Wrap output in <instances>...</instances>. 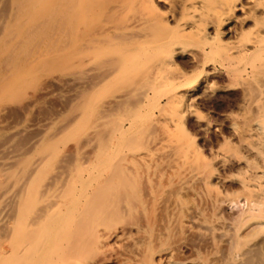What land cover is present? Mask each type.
Masks as SVG:
<instances>
[{
	"label": "rangeland",
	"instance_id": "1",
	"mask_svg": "<svg viewBox=\"0 0 264 264\" xmlns=\"http://www.w3.org/2000/svg\"><path fill=\"white\" fill-rule=\"evenodd\" d=\"M139 1L141 0H0V245L3 244L4 246H6L8 240L10 239L9 237H11L10 234L12 235L13 231L7 219L10 217L11 219L12 217H15L20 201H22V203L25 202L23 208L21 207L23 210L21 208L18 209L19 211L21 210V217H24L28 220H33V218H37L38 215L42 214V212H46V204L52 201V199L60 198V201L63 202V199L65 198L64 200L65 202L67 201L66 204H68L72 202L73 196H70L71 193H75L79 197L83 192V196H80L82 198H78L79 200H77V203L80 204L82 199H84L83 197L86 194V191L87 198H85L84 201L87 199L91 202V199L92 201L97 199L96 201L99 200L102 203L101 199H105L103 206H106L103 207L100 204L102 206L101 209L104 208V211H106V214L105 212H102L103 214L101 213L103 215L102 216L99 213L102 210L100 209L99 211L100 205L97 206V203V210H93L95 215L91 214V217H95L94 223L96 226L91 224L93 222L90 221L92 227H87L88 225H90L87 224L89 223L87 222V226L85 228L90 229H86V231L82 230V233L85 237L83 240L86 241V243L80 240L83 238V236L79 237V235H83L79 231L80 227L81 229H83L84 227L80 226L81 224L79 225L80 227L78 226L79 230L76 227L77 223L81 222V219L83 220V217H85L86 214L88 215L91 213H82L81 210L83 209V207L84 210L82 211H87L88 209L91 211V209L96 208H92L95 206L96 201L94 202L92 207V203L87 201L85 202L87 204L89 203L90 206H86L84 204V206L80 208L82 204L77 205L76 211L79 210V213L81 214L75 215L74 220L71 221L72 223L66 220V215L64 213L59 215V212H57L58 214L56 212L53 213L52 216H54V218L50 216L51 218L49 217L45 221L47 224L42 223L43 227L45 226L46 228H48V231L50 230V236L46 237L47 234L45 235V237L48 238L47 240H45L47 241V244H44L42 237L40 240H36L37 246H35V243V245L33 244L34 246H32V251L33 249H36L35 247H38L39 245L41 246L42 242V245L46 250L43 251V249H41L44 253H42V251L37 252L39 255L33 253L34 255L32 254L30 256V258L34 256V258L32 257V264H51L48 262L56 264L57 262L59 263L60 260L62 261L59 264H264V251L259 246H256L251 252L249 251L250 253L247 252L246 256L242 260H235L233 254L235 253V249L237 248V246L243 243V238H240L247 230L246 221L248 216L245 218V215L248 212L250 213V211L248 210V208H250L248 200L249 196L245 195L246 193H244L243 189H241L240 180H242V178L245 176L243 167L244 163L242 162L245 157L249 158L251 156L248 153L249 151L246 150L248 148L245 146V144L241 143L238 138L240 133H242V130L244 131L246 129L247 123H249L248 119H250L253 114L252 108L244 100L245 96L248 94L247 92H250L252 94L257 92V87H255L256 84L254 85L253 82L248 81V83L252 84L250 85L251 88H253L251 89V92L249 89L250 86H248L247 81L245 82V80L242 79H240V81L239 79L236 80V78H233L235 74L231 70L229 71L227 67V69H224L225 66H219L218 64V66L216 67L217 69L211 70L209 68V62L212 59H216L218 55L213 54L212 52L209 53L207 50L206 52H208V54L203 51L204 49L202 48V46H204V48L206 49L207 41L203 37H199L188 32H185V35V33L182 32L184 31L182 29L175 30L173 28V30H170L169 28V30L172 32L170 34H173L172 36H174L176 32V37L173 38L175 42H177V44H181L183 48L187 49H184V53H182L183 50L178 51L179 54L178 52L175 53L176 57L174 56V62L170 64L169 67H167L166 76L170 78V76L173 75L172 73L176 72L174 73V75L175 77L177 75V78H175L174 76H172L171 78L178 79L179 75H181L182 73L187 72L188 74L184 78V81L186 83L185 87L186 89L190 90L187 92V98L190 97V101H188L194 107L195 113L194 111L186 112L184 118V127L186 128V134L184 133L183 135L184 137H186V139H188V142H190L191 140L190 145L192 148H194L195 150L199 149V151L203 150V154L214 166V176L211 177L214 182H212L210 178L211 181H209L213 184L206 185L202 178H196L193 176V172H195L196 170L194 168L195 165L193 162L191 164H188V162H186V165L183 167L182 163H180L182 161L178 157L176 160L175 152L180 151L175 147L173 148V144V146L170 145L171 142H169L170 140L166 135V131L164 129L165 127H163L165 115L162 114L161 111H166V109H164L166 107H162L161 105L163 104L161 103L165 101L164 94L161 93L157 95L155 94L157 92H155L154 94L150 93L155 97V100H152L154 102H151V99H153V97H150L147 99L148 103H145L147 102L146 100L142 102L143 98H141L139 95V97L137 96V94L139 93L138 91L144 87L139 83L142 82L145 85L147 82L151 83L152 79L149 75H152L151 72L154 68L152 66H155V63L158 61L157 58L159 59L158 53H162L161 48L164 49V45H168L170 39H173L170 37L166 38L167 36L165 37L163 34L160 35V33H157V31L153 33V30H150L152 34H154L151 38H154V36L156 35L158 36H155V38L157 39L164 37L162 39L163 41L160 39V42H156V46L153 45L152 48H147L148 51L143 50V52L138 54V57H136L137 55H135L131 59L129 58V55L128 57H126L129 58L127 60L125 59V57H122L123 55L120 56L123 52L124 54H126L125 47L130 46V44L131 49H129V47L126 49L128 53H130L129 51L135 49L134 46H136L137 48L141 46V43L139 44V41L144 39L145 36V40L148 38L150 32L148 29H151V27L154 26H152L151 24L155 23V25H157V20L155 18L157 17V15H154V12L149 11V9L147 11L150 13V16L145 15L148 12H143L146 10L141 9L142 2L141 4H139ZM182 2L184 4V2L186 3V0H157L158 6L160 5L159 7H161L163 11L165 10L166 14H169L170 18L168 17V15L167 17L169 18V23L171 24L172 22V26H174L177 22H180L179 19L184 16H181L183 13V9L181 10V8H183ZM243 3L246 4V6L244 5L246 9H243L242 12L241 10L236 11L235 16L222 27L223 32H221V37L223 36L225 39H229L228 41L235 40L234 37L236 36V34V37L239 38L241 35V38H246L248 36L247 30L249 28L247 27L251 25L249 24L251 21L250 17L247 15L249 14V10L247 9H249L251 4L248 0H244ZM140 12L145 14L143 15ZM152 14L154 17L152 16ZM142 15L146 17H142ZM147 16L148 18H150V20H152L149 21V23H151L150 25L148 23L149 19L147 18ZM151 16L153 18H151ZM143 18L144 21L142 20ZM146 18L148 24L145 23ZM140 19L142 21H137V23H139L137 24L136 20ZM153 19L156 21H154ZM171 19L174 20L172 21ZM140 22L143 23L140 24ZM135 23L136 25H139V29L133 27ZM142 24L149 25L148 27L150 28L145 30L148 33L143 32L145 26H142ZM162 26L165 27L164 25ZM214 27L215 26H213L212 23H209L207 29L209 31V35L213 34L215 30ZM140 28L142 29V31ZM158 28L155 29L159 30ZM244 28H247V30L244 31ZM134 29L135 31H137L133 32ZM241 29L243 31H241ZM164 30L167 31L168 29L164 28ZM139 31L144 34H139ZM159 31H161L162 33L164 32L162 30ZM240 32H242L243 34ZM131 33H134V36ZM136 33L140 36L142 35L141 40L139 38V35H136L138 38L135 36ZM166 33L167 32H165V35ZM189 34H191L192 36L190 35L189 37ZM183 35L188 37L185 38ZM179 36H181L182 38H180ZM131 37L133 38L131 39ZM134 37L135 39L137 38V40H135ZM191 37L193 39H191L190 41V39L188 38ZM129 39L130 43H128ZM133 39L134 41L131 42V40ZM195 39H198L199 41L196 40L195 42ZM124 40H126V42H122ZM136 41L138 42V44H134ZM165 41H168V43L165 44ZM188 42H190V44H188ZM158 43L163 44L157 45ZM119 44L120 46L122 45L124 47H120ZM126 44L127 46H125ZM116 45L117 49L115 48ZM111 47H113V52L115 50L116 54L118 51H121L119 57L117 54L118 58H115L116 56L114 57L115 53L112 52L113 55L110 53V51H112ZM106 49H111L108 50V54L105 53L107 51ZM151 49L153 51L160 50V52L156 51L157 53L154 54L155 52L152 53L153 51ZM148 52L150 55L152 53L153 55H155V58H157H154V60L152 61L153 55H151V57ZM200 52L206 53V56L210 57L207 58ZM139 55L142 56V58ZM111 56L116 60H113L114 63L116 62V66L113 65L112 61H110L112 59ZM144 56L147 57V61H145ZM204 57H206V60H211L206 61ZM135 58L139 62L134 60ZM139 58L144 61H142L141 59L140 61ZM130 59L132 61H129ZM150 59L152 62L149 61ZM202 59L205 61H201ZM118 60H121L122 62L128 61L127 63L125 62V64H123L125 70L128 73L130 72L129 76H131L132 73L136 76L137 73L139 74L140 71H143L141 70L142 68L144 70H152L151 72L149 71L150 73H147L148 71L145 70L146 73L144 77H142L145 78L144 80H140L139 78L141 77L140 75L142 72H140L138 78H135V76H133V78H129L125 71L124 75L122 74V69H120L119 67L121 66V61H119L120 64H118ZM148 61L149 64H147ZM141 62L143 63L141 64ZM204 62L206 64H204ZM138 64L139 66L137 67L140 71L135 70L137 69L136 65ZM144 64H146L145 68L143 67ZM172 65L174 67H172ZM114 66L119 69L123 77H121V74L119 76V73L117 75L114 74V78L119 76L115 79H111L112 77H109L113 75L110 72L114 69L116 70ZM126 66L128 69H126ZM132 66H135L133 71ZM124 67L121 66L123 70ZM202 67L203 70L207 72L201 71L203 73L201 74L200 69L202 70ZM178 71L181 72V74H179ZM229 72H232L233 74H230ZM194 73L197 74L195 75ZM106 74H108L107 76L109 77V80H106H111L107 83L104 79L106 78ZM193 74L195 76H193ZM198 75L201 76L199 77ZM192 76L197 79V82L195 79V89L194 84L191 83L194 81V78H192ZM196 76L199 78H197ZM125 81L126 83L123 84ZM158 84L159 85H155L157 87H155V89H157L158 91L159 88L163 90L161 92L165 91L167 93L168 89L166 87L169 88L170 84ZM189 84H191L190 88L193 89V91L189 88ZM245 85L247 86V88ZM162 86H165L164 89ZM135 87H137L138 90H135ZM131 88H134L135 92L134 90L132 91ZM128 92L130 93L127 95ZM132 93L134 97L136 96L135 99L132 97ZM157 98L159 100L158 102L160 103V106L162 107L161 109H159V103H157L156 100ZM149 101L151 104L149 103ZM242 102L245 106L242 104ZM147 104L150 105V108L152 110H146ZM239 104L242 105L240 106ZM144 105H146V107ZM153 105H155L156 107ZM90 107L92 108L90 109ZM88 108L89 110H87ZM138 108L140 109L139 114L142 117L139 116V122H137L136 126L139 123L142 124H139L140 126L137 127H144V132L141 129L143 136L139 132L140 129H138L136 126L135 127L138 130L135 127L133 128V130H137L136 134L139 132L137 134L138 136H135L134 134L131 137V130L126 129L127 131H125L127 134H124L125 136H123L126 139L123 138L122 141L123 144L126 143L128 145H124L125 147L127 146L126 148H124L122 145L124 150L122 151V153L120 152V158V156H118L119 153H115L114 155L112 154L111 148H109L111 144L115 142V139H111L110 136L112 135L114 137H117L115 136V134H112L115 133L114 129L116 127V125H113V123L116 122L115 118H117L116 120L118 121L120 118L123 120L124 125L127 126L126 119L129 118L133 113L138 112ZM128 109H130V111ZM126 110H128L130 113L129 117L126 114ZM143 111H145V114L143 113ZM146 111L149 115L146 113ZM123 115H126L127 117ZM122 120H120V122H122ZM141 120L142 122H140ZM144 120H146L147 122ZM234 122L236 123L235 127H237V129L235 130L237 132L234 131V129H230V125H232V123ZM104 123L107 124L105 125ZM239 128H242V130ZM81 130L83 132H81ZM233 132L236 134H234ZM128 133L130 135H128ZM190 133L192 134L190 135ZM139 137H141L140 140ZM228 141L230 142V144H232H228ZM110 142L112 143L110 144ZM192 143L193 145H195L192 146ZM224 143L230 150L232 148V150L229 151L230 153H228L229 155L226 153L227 155L224 156L225 160L223 159L222 155L216 157L217 151L215 152V150L220 149V146L224 145ZM107 144H109L110 146H108ZM196 146H199L200 148H197ZM148 149H150V151H148ZM123 152L125 155L123 154ZM178 152L176 153L178 154ZM131 153L133 155H131ZM122 154L124 157H126L125 159L127 160L122 159ZM117 156L119 160H115L118 159ZM133 156H136V158L134 157V159ZM130 157L132 159V162L128 159ZM240 158L241 162H239ZM110 159H112L113 161H111ZM120 159H122L125 164L121 165L120 163L122 161ZM220 159L223 160L221 161ZM249 159L253 158L251 157ZM78 161H80L81 163ZM105 163L112 165L108 166L109 172L113 173L116 170L115 175L116 177H118V179L115 180L117 182L116 185L120 182H123L121 181V179H119L120 176L121 178L126 177V182H124L125 184L123 183L124 185L122 184L123 186H118V188L116 189V185L112 182L110 183L111 178H109L108 180L110 174L108 175V177L106 176V174L104 175V177L106 176V179H104L103 176H98L99 178L97 179L95 178L97 177L96 173L99 172L97 171L96 167H100V165H103ZM116 166L120 167V169L124 166L125 168H122L121 170L117 168V170ZM240 168H242V170H240ZM110 169H112V171ZM86 170H91L92 173L90 175H87L86 172L88 171ZM94 173L96 176L92 175ZM35 175L38 177H35ZM81 175H87V177L89 176L90 178L86 180L84 179V181L82 182V186L85 187H79V190L81 189L79 192L77 191L78 188H76V190L74 191V184L77 183ZM111 175L114 176L113 180L111 179L112 181H114V178L116 177L114 174ZM101 179L107 181L105 182ZM100 180L103 183H107L108 185H103ZM130 181H133V185H131L132 183ZM36 182H40V185ZM85 182L86 184H84ZM129 182L131 184H129ZM28 183L29 186L27 185ZM126 184L127 186H125ZM212 185L214 186L213 188ZM27 186L30 189L33 187V191H36L33 192L35 193V195H41L48 188H51V190L48 189L49 193L46 195V198H44V200L36 202V200L34 199L35 201L33 200L32 202V199L34 197L36 198L37 196L32 194V198H30L31 200H29L28 198L30 197L31 193H28V198V195L25 194L26 190L28 192L29 189ZM104 186H114L116 191L113 189L114 187L112 189L115 191V194L109 192L111 190V187H109L110 189L108 187H106L107 189H105ZM129 186L131 188H129ZM64 188L67 190H65ZM84 188L85 190H83ZM100 188L102 189V191L100 190ZM122 189L124 191H122ZM52 192L54 195L52 194ZM94 194L95 197L92 198ZM107 195L112 196L109 197ZM50 196L52 197V199ZM114 196L116 199L114 198ZM21 197L23 199L27 198L28 200H21ZM117 197L121 198L122 201L121 199H117ZM109 198L111 200H109ZM117 200L122 202V205L119 206L120 203H116ZM111 201L112 204L110 203ZM32 205H34V207H32ZM78 206L80 207L78 208ZM87 207L89 208L87 209ZM107 207H109V210L107 209ZM75 213H78V211ZM24 215L28 217H25ZM81 215L82 218L80 217ZM104 215H106V217ZM76 218L79 219L78 222L77 220H75ZM57 219H59V221H57ZM97 219L101 222H97ZM243 219L245 221H243ZM50 220L51 223L49 222ZM53 220H55L56 222H54ZM63 220H65L66 222ZM86 220L89 221L88 218ZM73 222L75 225L73 224ZM69 223L71 226L68 225ZM81 223L85 224L83 221ZM48 224H50V226H48ZM60 225L62 226L59 227ZM72 225L74 226V228ZM35 227L36 226H34V228ZM38 228H40L39 231ZM38 228L36 229V232L40 233L42 228ZM51 228L53 229V233ZM72 228L74 232L77 230V236L80 238L78 239L77 236H75L78 240L75 238L76 241H74L77 242L80 240L81 244L84 243L86 246H79L80 242H77V246L73 243V234H76L73 233ZM58 229L59 231H57ZM241 230L244 231L243 233L239 232V235L241 236L240 237L236 234L238 233L237 231ZM90 233L94 234L93 236H95V238L97 236V239H94L93 236H91L90 238ZM71 234L72 237H70ZM60 235H62V237ZM237 236L240 238H238ZM58 238L61 240H59ZM90 239H93V242ZM70 240L72 241L70 242ZM16 241H19L18 238ZM235 242H240V244L237 245L235 244ZM10 243H12L11 240ZM235 245H237L236 248H234ZM70 246L75 247V249L73 248L74 251ZM60 247H62V250L60 249ZM63 247H65V250L63 249ZM80 247L83 249H81ZM58 248L61 251H58ZM49 249L52 251L54 250V253ZM79 249L81 250L79 251ZM69 252L71 253V256ZM73 252H75L74 257L79 256L77 258L78 260L73 257ZM58 254H62L60 256L61 258H57L59 257ZM48 255L50 256L49 259H51L47 261ZM63 255L69 257L70 260H68L69 258L67 259V257L62 258ZM16 257L17 256H14L16 260L19 259ZM10 258L12 257L10 256ZM10 258L8 256H2L1 260H5V262L9 261L10 264L11 261L13 262V260H11ZM55 258L56 260H54V262L53 259ZM72 259H74L75 261ZM244 260H246V262ZM148 261H150V263H148ZM16 262L18 263V261Z\"/></svg>",
	"mask_w": 264,
	"mask_h": 264
},
{
	"label": "bare ground",
	"instance_id": "2",
	"mask_svg": "<svg viewBox=\"0 0 264 264\" xmlns=\"http://www.w3.org/2000/svg\"><path fill=\"white\" fill-rule=\"evenodd\" d=\"M162 1H165V0H162ZM168 1V0H167ZM211 1H213V2H211ZM243 1L244 0H186V3L184 2V4H183V2H182V4H183V8H181V10L183 9V13H182V15L181 16H183V17H181V19H179V21L180 22H177L176 24L175 23H173V24H175L174 26H172L171 24H172V22H171V24L169 23V14H166L165 13V10L163 11L162 9H161V7H159L158 6V3H157V0H141V1H139L138 3L139 4H141V2H142V10L144 9V10H146V11H143V12H148L147 10L149 9V11H151V12H154L153 14L155 15H157V17H155L156 18V20H157V25H155V23H149V21H152V20H150V18H148V16H147V18L149 19L148 20V23H149V25L151 24L153 27H155V26H158V27H155V28H158L159 30H162V31H164L163 33L161 32V31H159V30H157V29H155V28H153V27H151V29H148V28H150V27H148L149 25H146V24H148L147 23V18L145 19V25L144 24H142V26H145V29L143 30V32H146V33H148L147 31H145V30H153V33L155 32V31H157V33H160V35H164L166 38H174V37H176L175 36V34H176V32H175V30L176 29H182V30H184V31H182L183 33H185V32H188V33H191V34H195L196 36H199V37H203L206 41H207V47H206V49L204 48V46H202V48L204 49H202L204 52H206V50L209 52V53H213V54H216V55H218V57L216 58V59H207V60H211L210 62H209V68L211 69V70H215V69H217L216 67L218 66V64H219V66L221 65V66H225V68L224 69H227L228 68V70L230 71H232L235 75H234V77L233 78H236V80L237 79H242V80H245V82L247 81V84H248V86H250V85H252V84H250V83H248V81L249 82H253V84L255 85V87H257L256 89H257V92L256 93H254V94H252V93H250V92H247L248 94L245 96V100H244V98H243V100L244 101H246L249 105H250V107L252 108V112H253V114H252V116L250 117V119H248L249 120V123H247V126H246V129L243 131L242 130V128H239V129H241L242 130V133H240V135H239V141H241V143H243V144H245V146L248 148V149H246L247 151H249L248 153L250 154V156L253 158V159H249V158H251V157H243L244 158V160H243V162L242 163H244V166L243 165H241V166H243L244 167V174H245V176L243 177V175H242V180H240V183H241V189H243V191H244V193H246L245 195H248L249 196V198H248V200H249V206H250V208H248V210L250 211V213H249V215H248V213L245 215V218L248 216V218H247V221H246V224H247V230H246V232H244L243 233V231L241 232V231H237L236 233V235H238V236H240L239 235V232L240 233H243V235H242V237L240 238V237H238V238H240V239H242V241H243V243L242 244H240V242L239 243H236L235 242V244H237V245H239V246H237V245H235V247L234 248H236V246H237V248L235 249V253H233L234 254V258H235V260H237V259H239V260H242L245 256H246V254H247V252H251L256 246H259L260 248H262V250L264 251V0H248L249 2H250V7H249V9H247V10H249V14H247V12H246V14L250 17V23L249 24H251L249 27H247V28H249L248 30H247V28L244 30V31H246L247 30V33H248V36L246 37V38H241L242 37V35L240 36V38L239 37H236L237 36V34H236V36L234 37L235 38V40H231V41H228L229 39H225L223 36V38L221 37V32H223L222 31V27H223V25H225L226 23H228V21L230 20V19H232L234 16H235V14H236V11H239V10H241V12H242V10L243 9H246L245 8V6H246V4L245 3H243ZM58 2V1H57ZM70 3V2H69ZM126 5V4H125ZM245 5V6H244ZM119 6V5H118ZM135 6V5H134ZM145 7V8H144ZM147 8V9H146ZM123 9V8H122ZM138 9V8H137ZM133 10V9H132ZM141 10V11H142ZM129 11V10H128ZM124 12V11H123ZM133 12V11H132ZM167 12V11H166ZM140 13H142V12H140ZM244 13V12H243ZM143 14V13H142ZM145 14V13H144ZM143 14V15H144ZM153 14H152V16H153ZM142 15V17H146V16H143ZM145 15H149L150 16V13L148 12L147 14H145ZM167 15H168V17H167ZM151 16V18H153ZM242 16H243V14H242ZM247 16V17H248ZM141 17V18H142ZM177 17V16H176ZM180 18V17H179ZM242 18V17H241ZM247 19V18H246ZM143 21H144V18L142 19ZM141 19L140 20H136V23H137V21H142ZM154 20V19H153ZM156 20H154V21H156ZM172 20V19H171ZM174 20V19H173ZM172 20V21H173ZM248 20H249V18H248ZM129 21V20H128ZM176 21V20H175ZM111 23V22H110ZM136 23H135V25H136ZM141 23H143V22H140V24ZM159 23V24H158ZM209 23H212V25L213 26H215L214 28H215V30H214V32H213V34H208V26H209ZM137 24H139V23H137ZM160 24H161V26H160ZM133 26L134 28H138L139 29V25H136V26ZM162 25H164L165 27H163ZM125 26V25H124ZM147 26V27H146ZM172 27V28H171ZM211 27V26H210ZM122 28V27H121ZM124 28V27H123ZM164 28L166 29H168L167 31H165L164 30ZM169 28H170V30H173V28L175 29L174 30V32H175V34H174V36H172L170 33H172L170 30H169ZM213 28V29H214ZM133 29V28H132ZM141 29V28H140ZM155 29V30H154ZM224 29V28H223ZM100 30V29H99ZM127 30V29H126ZM129 30V29H128ZM131 30V29H130ZM137 31V30H136ZM135 31V29L133 30V32H136ZM141 31H142V29H141ZM149 32V36H148V38L145 40V37H144V39H142L141 37H142V35L140 36L139 34L141 33L140 31H139V34H135V36L137 35H139L140 37V40L141 41H139V44L141 43V46H139L138 48L136 47V46H134L135 47V49H133L132 51H129L130 53H128L127 52V48L129 47V49H131L130 48V46H131V44H130V46H128V47H125L126 49H125V52H126V54H127V56H126V54H124V52L123 53H121V51H118V50H120V49H118L117 51V54H118V57H119V55H120V53H121V55L120 56H122V57H125V59H129V58H133L135 55H137L136 57H138V54H140L141 52H143V50L145 51H148L147 50V48L149 49V48H152V46L153 45H155L156 46V42L158 41V42H160V39L162 40L163 38H155V36H154V38H151L152 37V35H154V34H152V32ZM168 31H170V32H168ZM241 31H243L242 29H241ZM249 31V32H248ZM110 32V31H109ZM165 32H167L166 33V35H165ZM121 33V32H120ZM145 33V34H146ZM150 33H151V35H150ZM156 33V34H157ZM240 33H242V32H240ZM240 33H239V35H240ZM93 34V33H92ZM131 34H133V36H134V33H131ZM141 34H144V33H141ZM191 34H189L188 36L190 37V35ZM243 34V33H242ZM123 35V34H122ZM158 35V34H157ZM159 35V36H160ZM171 35V36H170ZM185 35H186V33H185ZM247 35V34H246ZM136 36V37H137ZM182 36V35H181ZM181 36H179L180 38H182ZM184 36V35H183ZM187 36V37H188ZM192 36V35H191ZM245 36V35H244ZM111 37V36H110ZM150 37V38H149ZM156 37H158V36H156ZM178 37V38H179ZM185 38H187L186 36H184ZM133 37H131V39H132ZM138 38V37H137ZM137 38L135 39V37H134V39L135 40H137ZM198 38V37H197ZM107 39V38H106ZM134 39L133 40H131V42L132 41H134ZM150 39V40H149ZM188 39H190V41H191V39H193L192 37L191 38H188ZM201 39V38H200ZM225 39V40H224ZM96 40V39H95ZM143 40H144V42H143ZM174 40V39H173ZM173 40H171L170 39V41H169V43H168V41L166 42H164L165 44L166 43H168V45H164L165 47H164V49H162L161 48V50H162V53L160 52V50H155V51H153L154 50V48H153V52L152 53H154V54H156L157 52L156 51H159L160 53H158L159 54V59L157 58V62L155 63V61H154V63H155V66H152V67H154L153 68V71L151 72V70H147V69H145V70H147L148 72L147 73H152V75H149V76H151V79H152V81H151V83L150 82H145L146 83V85L145 84H143L142 82L141 83H139L140 85H143L142 87L143 88H141L140 89V85H139V93L137 94V96L139 95L141 98H143V101L142 102H144V100H146L147 102H145V103H148V98H150V97H153V99H151V102H154V101H152V100H155L154 98V96H152V94H154L155 92H157V93H155V94H161V93H163L164 94V98H165V101L164 102H162L161 104H163V105H161L162 107H166V108H164V109H166V111H161V113L162 114H164L165 115V121H164V125H163V127H165L164 129H165V131H166V135L168 136V139L170 140L169 142H171V144L170 145H172L173 146V148L175 147V148H177V150H179L180 152H178V151H176V152H178V154L175 152V150H174V152H175V154L177 155H175V157H176V160H177V157L182 161V162H180V161H178V162H180V163H182V165H183V167L186 165V162H188V164H191L192 162L194 163V165H195V172H193L194 174H193V176L194 177H196V178H202L203 179V181H204V183L206 184V185H208V184H213L212 182H214L213 180H212V176H214L213 175V173H214V166L211 164V162L206 158V156L203 154V150H200L199 151V149L198 150H195L194 148H192L191 147V145H190V142H191V140H190V142H188V139H186V137H184V133H185V127H184V118H185V115H186V112H192V111H194V107L191 105V103H189V99H190V97L189 98H187V92L188 91H190L189 89H186V83H185V81H184V78H185V76L186 75H188L187 74V72H184V73H182L181 74V72H179V74H181V75H179V78L178 79H172L171 77L172 76H174L175 77V75H174V73H176V72H174V73H172V71H171V73L173 74L172 76H170V78L172 79H170V78H168L167 76H166V70H167V67H169L170 66V64H172L173 62H174V56H175V53L176 52H178V51H181V50H183V52L182 53H184V49L185 48H183L182 46H181V44H177V42H175V40L173 41ZM196 40H198V39H195V42H196ZM203 40V39H202ZM93 41V40H92ZM163 41V40H162ZM185 41H187V40H185ZM199 41V40H198ZM197 41V42H198ZM206 41H205V43H206ZM94 42V41H93ZM118 42V41H117ZM117 42H115V43H117ZM120 42V41H119ZM122 42H126V40H124V41H122ZM121 42V43H122ZM128 42V41H127ZM137 42V41H136ZM134 43V44H138V42L137 43ZM202 42V41H201ZM103 43V42H102ZM114 43V42H113ZM128 43H130V39H129V42ZM143 43V44H142ZM194 43V42H193ZM93 44V43H92ZM98 44V43H97ZM161 45V44H163V43H158L157 45ZM188 44H190V42H188ZM192 44V43H191ZM204 44V43H203ZM91 45V44H90ZM94 45V44H93ZM92 45V46H93ZM133 45V44H132ZM195 45H196V43H195ZM206 45V44H205ZM95 46V45H94ZM93 46V47H94ZM119 46H120V44H119ZM125 46H127V44L125 45ZM154 46V47H155ZM184 46V45H183ZM186 46H188V45H186ZM103 47V46H102ZM120 47H124V46H120ZM161 47V46H160ZM163 47V46H162ZM199 47H201V46H199ZM198 47V48H199ZM112 48V51H110V53L113 55V53H115V55H114V57L115 58H118L117 57V54H116V52H115V50H114V52H113V47H111ZM116 49H117V45H116V47H115ZM114 48V49H115ZM104 49V48H103ZM187 49V48H186ZM185 49V50H186ZM101 50V49H100ZM107 50V49H106ZM108 50H111V49H108ZM108 50L105 52L106 54H108L109 52H108ZM124 50V49H123ZM201 50V51H202ZM113 52V53H112ZM208 52H206L207 54H208ZM145 53V52H144ZM151 53V52H150ZM151 53V55H153ZM189 53V52H188ZM200 53H202V52H200ZM206 53H202V54H204L205 56H206ZM148 54H149V52H148ZM147 54V55H148ZM157 54V55H158ZM161 54V55H160ZM178 54H179V52H178ZM130 55V56H129ZM146 55V56H147ZM150 55V54H149ZM150 55V56H151ZM129 56V58H126V57H128ZM140 56V55H139ZM146 56H144L145 57V61H147V57ZM112 57V56H111ZM114 57H112V59L110 60V61H112L113 62V65H115L116 64V62L114 63V61L113 60H115L114 59ZM121 57V58H122ZM141 58H142V56H140ZM149 57V56H148ZM152 57V56H151ZM150 57V58H151ZM176 57V56H175ZM203 57V56H202ZM207 57V56H206ZM206 57H204L205 58V60H206ZM208 57H210V56H208ZM207 57V58H208ZM141 58H139V60L141 59ZM154 58H155V55H153V59H152V61L154 60ZM155 58V59H156ZM105 59V58H104ZM129 60V61H132V60ZM149 59V58H148ZM134 60H136V58L134 59ZM133 60V61H134ZM142 60V59H141ZM140 60V61H141ZM205 60H201V61H205ZM206 60V61H207ZM116 61V60H115ZM119 61H121V60H118V64H120L121 66H123L124 67V64H125V62L126 61H124V62H122L123 61V59H122V61L119 63ZM137 61V60H136ZM142 61H144V60H142ZM149 61H151V59L149 60ZM149 61L147 62V64H149ZM151 61V62H152ZM128 62V61H127ZM126 62V63H127ZM137 62H139V61H137ZM124 63V64H123ZM143 62H141V64H142ZM133 64V63H132ZM203 64V63H202ZM204 64H206L205 62H204ZM203 64V65H204ZM105 65V64H104ZM146 64H144L143 65V67L145 68L146 66H145ZM111 66H112V63H111ZM116 66V65H115ZM114 66V67H115ZM119 66V65H118ZM121 66H119L120 67V69H122V71L121 72H123L122 74L124 75V71L127 73V75H128V77L129 78H133V76H135L133 73H132V75L131 76H129L130 74V72L128 73L126 70H125V67H124V70H123V68H121ZM137 66H139V64L138 65H136V67ZM205 66V65H204ZM113 67V68H114ZM118 67V68H119ZM135 67V66H134ZM134 67L132 66V71H133V69H134ZM172 67H174L173 65H172ZM227 67V68H226ZM112 68V67H111ZM116 68V70L114 69V70H109V71H111L110 73H112L113 75L112 76H109V77H112L111 79H115V78H117V77H119L120 76V74H121V72L119 71V69H117V67H115ZM131 68V67H130ZM129 68V69H130ZM140 68V67H139ZM176 68V67H175ZM231 68V69H230ZM126 69H128L127 68V66H126ZM223 69V70H224ZM135 70H138V67H137V69H135ZM141 70H143V71H140V70H138V71H140V72H142L141 73V75H140V72H139V74L137 73V75L135 76V78H138L139 77V75L141 76V77H139L140 78V80H144L145 78H142V77H144V75H145V70L142 68ZM169 70V69H168ZM181 70V69H180ZM206 70V69H205ZM227 70V71H228ZM116 71H118V72H116ZM150 71V72H149ZM175 71V70H174ZM195 71V70H194ZM201 71H203V72H207V71H204L203 70V67H202V70L200 69V73L201 74H203ZM114 72H116V73H114ZM192 72V71H191ZM215 72V71H214ZM230 73V74H233V73ZM107 73H108V71H107ZM119 73V74H118ZM125 73V74H126ZM193 73V72H192ZM114 74H118L119 76H117V77H115L114 78ZM121 74V75H122ZM195 74V73H194ZM193 74V76H195ZM199 74V73H198ZM102 75V74H101ZM105 75V74H104ZM103 75V76H104ZM108 74H106V78H104L105 79V82L107 83V82H110V81H107V80H109L108 78V76H107ZM110 75V74H109ZM123 75L121 76V77H123ZM229 75V74H228ZM148 76V75H147ZM148 76V77H149ZM192 76V78H194ZM199 77L201 76V75H198ZM236 76V77H235ZM120 77V78H121ZM146 77V76H145ZM189 77V76H188ZM197 77V76H196ZM199 77H197V78H199ZM237 77H239V78H237ZM127 78V77H126ZM126 78H125V80H126ZM147 78V77H146ZM175 78H177V75H176V77ZM103 79V78H102ZM103 79V80H104ZM107 79V80H106ZM150 79V80H151ZM195 79L196 78H194V81L193 82H191L192 84H194V89H195ZM101 80V79H100ZM122 80H123V78H122ZM137 80V79H136ZM148 80V79H147ZM192 80V79H191ZM117 81V80H116ZM241 81V80H240ZM103 82V81H102ZM196 82H197V79H196ZM198 82H199V80H198ZM209 82V81H208ZM207 82V83H208ZM244 82V83H245ZM255 82V83H254ZM104 83V82H103ZM126 83V81L123 83V84H125ZM136 83V82H135ZM134 83V84H135ZM158 83H162V85H164L163 83H168V84H170V87L168 88V87H166L167 89V93L164 91V92H161V91H163V90H161V89H159L158 88V91H157V89H155V85L157 84V85H159ZM188 83H189V80H188ZM115 84V83H114ZM167 84V85H168ZM240 84V83H239ZM105 85V84H104ZM166 85V86H167ZM190 85L191 84H189L188 86H189V88H190ZM207 85V84H206ZM109 86V85H108ZM137 86V85H136ZM230 86V85H229ZM246 86V85H245ZM105 87V86H104ZM163 87V86H162ZM165 87V86H164ZM164 87H163V89H164ZM213 87V86H212ZM233 87H235V86H233ZM240 87V86H239ZM128 88V87H127ZM157 88V87H156ZM192 88H193V85H192ZM210 88V87H209ZM219 88V87H218ZM246 88H247V86H246ZM132 89V88H131ZM191 89V88H190ZM213 89V88H212ZM215 89V88H214ZM225 89V88H224ZM250 91L252 92V90L251 89H253V88H251V86H250ZM95 90V89H94ZM134 90V88L132 89V91ZM135 90H138L137 89V87H135ZM135 90H134V92H135ZM192 91H193V89H191ZM210 90V89H209ZM129 91H131V90H129ZM241 92V91H240ZM130 92H128L127 93V95L129 94ZM136 93H137V91H136ZM150 93H152V94H150ZM189 93H191V92H189ZM163 94H162V96H163ZM246 94V93H245ZM96 95V94H95ZM125 95H126V92H125ZM131 95V94H130ZM150 95V96H149ZM156 95V96H157ZM138 96V97H139ZM161 96V95H160ZM127 97V96H126ZM132 97L135 99L136 98V96L134 97L133 96V93H132ZM242 97V96H241ZM141 98H140V101H141ZM158 98H160V97H158ZM158 98L156 99L157 100V103H159L158 101ZM197 98V97H196ZM75 99V98H74ZM160 99H162V98H160ZM85 100V99H84ZM131 100V99H130ZM136 100H138V99H136ZM189 100V101H188ZM162 101V100H161ZM141 102V103H142ZM245 102V103H246ZM149 103H150V101H149ZM151 104V103H150ZM154 104V103H153ZM242 104H243V102H242ZM241 104V105H242ZM137 105V104H136ZM194 105V104H193ZM237 105V104H236ZM240 105V104H239ZM240 105V106H241ZM244 105V104H243ZM117 106V105H116ZM138 106V105H137ZM143 106V105H142ZM145 107H146V105H144ZM153 106H155V105H153ZM157 106H158V104H157ZM160 106V103H159V109H161L162 107ZM245 106V105H244ZM86 107H87V105H86ZM139 107V106H138ZM141 107V106H140ZM156 107V106H155ZM92 107H90V109H91ZM150 108V105L149 104H147V108H146V110L148 109V110H152L151 108ZM238 108V107H237ZM244 109V108H243ZM85 110V109H84ZM87 110H89V108L87 109ZM129 111H130V109H128ZM128 110H126V114L128 115V117H129V111ZM140 109L138 108V112H135V113H133V110H132V115L129 117V118H127L126 119V122H127V126L126 125H124V123H123V120L122 119H120L119 118V121L118 120H116L117 118H115V123H118V124H115V123H113V125H116V127H115V129H114V131H115V133H112V134H115V136H117V137H114V136H110V138L111 139H115V142H110V144H111V146L109 145V144H107L108 146H110L109 148H111V151H112V154H114L115 155V153L116 154H118V156H120V154L122 153V151L124 150L123 149V147L124 148H126L124 145H128V144H126V143H124L123 144V138H125V137H123V136H125L124 134H127L126 133V129H130L129 131L131 132H129L130 134H131V137L135 134V136H138L137 134L140 132L141 133V135H142V131H141V129L143 130V132H144V127L142 128V126H141V128H138L137 126H140V125H142L141 123H139L137 126H136V124H137V122H139L138 120H139V116H141L139 113H140V111H139ZM147 110V111H148ZM241 110V109H240ZM246 110V109H245ZM96 111V110H95ZM120 111V110H119ZM146 111V113L148 114V112ZM243 111V110H242ZM102 112V111H101ZM128 112V113H127ZM145 111H143V113H144ZM153 112V111H152ZM234 112V111H233ZM94 113V112H93ZM124 113V112H123ZM143 113H141V114H143ZM194 113H195V111H194ZM193 113V114H194ZM245 113V112H244ZM84 114V113H83ZM97 114H98V112H97ZM145 114V113H144ZM234 114V113H233ZM239 114V113H238ZM243 114V113H242ZM250 114V113H249ZM149 115V114H148ZM155 115V114H154ZM153 115V116H154ZM189 115V114H188ZM237 115V114H236ZM80 116V115H79ZM106 116V115H105ZM123 116H126V115H123ZM150 116H152V115H150ZM233 116V115H232ZM241 116V115H240ZM102 117V116H101ZM117 117V116H116ZM127 117V116H126ZM142 117V116H141ZM158 117V116H157ZM162 117V116H161ZM161 117H159V118H161ZM234 117V116H233ZM249 117V116H248ZM94 118H96V117H94ZM123 118V117H122ZM187 118V117H186ZM245 118V117H244ZM74 119V118H73ZM88 119V118H87ZM98 119V118H97ZM124 119V118H123ZM163 119V118H162ZM196 119V118H195ZM111 120V119H110ZM120 120H122V122H120ZM164 120V119H163ZM228 120V119H227ZM118 121V122H117ZM144 121H146V120H144ZM154 121H156V120H154ZM98 122V121H97ZM111 122V121H110ZM120 122V123H119ZM140 122H142V120L140 121ZM147 122V121H146ZM145 122V123H146ZM237 122V121H236ZM89 123V122H88ZM153 123V122H152ZM105 124V123H104ZM107 124V123H106ZM105 124V125H106ZM235 122L234 123H232V125H230L231 126V128L230 129H234V131H236L235 129H237V127H235ZM245 124V123H244ZM85 125H86V123H85ZM85 125H82V126H85ZM143 125H144V123H143ZM159 125V124H158ZM208 125V124H207ZM239 125V124H238ZM242 125V124H241ZM92 126V125H91ZM126 126V127H125ZM138 128V129H140V131L136 134V131L138 130L136 127ZM156 126V125H155ZM161 126V125H160ZM98 127V126H97ZM136 128V129H134L133 130V128ZM239 127V126H238ZM148 128V127H147ZM146 128V129H147ZM150 128H151V126H150ZM226 128H228V127H226ZM109 129V128H108ZM70 130V129H69ZM85 130V129H84ZM103 130H104V128H103ZM126 130V131H125ZM134 132H133V131ZM209 131V130H208ZM81 132H83L82 130H81ZM95 132V131H94ZM125 132V133H124ZM147 132H148V130H147ZM188 132V131H187ZM237 132V131H236ZM239 132V131H238ZM110 133V132H109ZM117 133V134H116ZM128 133V135H130ZM145 133H146V130H145ZM150 133H151V131H150ZM234 133V132H233ZM144 134V133H143ZM186 134V133H185ZM188 134V133H187ZM192 133H190V135H191ZM234 134H236V133H234ZM238 134V133H237ZM97 135V134H96ZM230 135V134H229ZM143 136V135H142ZM146 136V135H145ZM148 136V135H147ZM151 136V135H150ZM154 136V135H153ZM152 136V137H153ZM38 137V136H37ZM112 137H114V138H112ZM130 137V138H131ZM149 137V136H148ZM192 137V136H191ZM236 137V136H235ZM47 138V137H46ZM53 138V137H52ZM127 138H129V137H127ZM140 138L141 137H139V140H140ZM154 138V137H153ZM187 138H189V137H187ZM100 139V138H99ZM126 139V138H125ZM143 139V138H142ZM191 139V138H190ZM236 139V138H235ZM148 140H150V139H148ZM106 141V140H105ZM109 141H110V139H109ZM114 141V140H113ZM193 141V140H192ZM225 141V140H224ZM52 142H53V140H52ZM88 142V141H87ZM86 142V143H87ZM124 142H126V141H124ZM134 142H136V141H134ZM168 142V141H167ZM195 142V141H194ZM229 142V141H228ZM109 143V142H108ZM38 144V143H37ZM53 144V143H52ZM91 144V143H90ZM104 144V143H103ZM228 144H230V142L228 143ZM227 144V145H228ZM232 144V143H231ZM230 144V145H231ZM36 145V144H35ZM40 145V144H39ZM87 145H89V144H87ZM122 145H123V147H122ZM195 145V144H194ZM193 145V143H192V146H194ZM42 146V145H41ZM107 146V147H108ZM158 146V145H157ZM171 146V147H172ZM229 146V145H228ZM240 146H241V144H240ZM197 147V146H196ZM199 147V146H198ZM197 147V148H198ZM221 148L220 149H218V150H215V152H216V157L218 156L219 157V155L221 156H223V159L225 160V158H224V156L225 155H227L228 153H230L229 151H231L232 150V148H231V146H230V148H231V150L225 145V143H224V145H222V146H220ZM200 148V147H199ZM218 148H219V146H218ZM55 149H56V147H55ZM100 149V148H99ZM127 150V149H126ZM125 150V151H126ZM130 150V149H129ZM143 150V149H142ZM153 150V149H152ZM148 151H150V149H148ZM155 151V150H154ZM166 151V150H165ZM202 151V152H201ZM228 151V152H227ZM246 151V152H247ZM121 152V153H120ZM128 152V151H127ZM127 152H126V156H127ZM136 152V151H135ZM147 152V151H146ZM145 152V153H146ZM152 152V151H151ZM34 153H36V152H34ZM106 153V152H105ZM144 153V152H143ZM142 153V154H143ZM153 153V152H152ZM162 153V152H161ZM227 153V154H226ZM107 154V153H106ZM123 154H124V152H123ZM123 154H122V156H123ZM141 154V153H140ZM206 154H208V153H206ZM37 155V154H36ZM125 155V154H124ZM131 155H133L132 153H131ZM135 155V154H134ZM145 155V154H144ZM229 155V154H228ZM110 156V155H109ZM118 156H117V158H118ZM142 156V155H141ZM147 156V155H146ZM167 156V155H166ZM236 156V155H235ZM238 156V155H237ZM247 156H248V154H247ZM3 157V156H2ZM46 157V156H45ZM101 157V156H100ZM103 157V156H102ZM106 157V156H105ZM136 158V156H133V158ZM173 157V156H172ZM227 157V156H226ZM120 158H121V156H120ZM126 157H122V159L123 160H127V159H125ZM134 158V159H135ZM159 158V157H158ZM214 158V157H213ZM242 158V157H241ZM241 158H240V161L239 162H241ZM22 159V158H21ZM78 159V158H77ZM108 159V158H107ZM122 159H120L122 162L120 163L121 165H123V164H125L124 163V161L122 160ZM131 162H132V159H131V157L130 158H128ZM133 159V160H134ZM139 159V158H138ZM175 159V158H174ZM215 159V158H214ZM222 159V160H223ZM233 159H235V158H233ZM111 161H113L112 159H110ZM115 160H119V158L118 159H115ZM137 160V159H136ZM145 160V159H144ZM151 160V159H150ZM221 160V159H220ZM221 160V161H222ZM257 160V161H256ZM18 161V160H17ZM138 161V160H137ZM142 161V160H141ZM49 162V161H48ZM78 162H80V161H78ZM106 162H107V160H106ZM118 162H120V161H118ZM126 162V161H125ZM128 162V161H127ZM130 162V163H131ZM212 162H214V161H212ZM225 162H227V161H225ZM81 163V162H80ZM139 163V162H138ZM149 163V162H148ZM154 163V162H153ZM216 163V162H215ZM17 164V163H16ZM119 164V163H118ZM117 164V165H118ZM145 164V163H144ZM35 165V164H34ZM96 165V164H95ZM131 165V164H130ZM138 165V164H137ZM142 165V164H141ZM218 165V164H217ZM10 166V165H9ZM17 166V165H16ZM30 166V165H29ZM108 166H112L111 164H107V163H105V164H103V165H100V167L98 166V167H96L97 168V171H99V172H97L96 173V175H97V177H95L96 179L97 178H99V177H104V175L106 174V176L108 177V175H109V177H108V180H109V178H111L112 180H113V175H111V174H114L115 175V172H116V170L114 171V169H113V173H111V172H109L108 170H109V168H108ZM115 166V165H114ZM119 166V165H118ZM129 166V165H128ZM133 166V165H132ZM139 166V165H138ZM166 166H167V164H166ZM240 166V165H239ZM238 166V167H239ZM73 167H75V166H73ZM87 167V166H86ZM93 167H95V166H93ZM149 167V166H148ZM173 167V166H172ZM181 167V166H180ZM226 167V166H225ZM22 168V167H21ZM83 168V167H82ZM82 168H81V170H82ZM98 168H99V170H98ZM108 168V169H107ZM120 169V167H117L116 166V169ZM122 168H125V166L124 167H122ZM121 168V169H122ZM134 168V167H133ZM193 168V167H192ZM216 168V167H215ZM3 169V168H2ZM90 169V168H89ZM117 169V170H118ZM120 169V170H121ZM127 169V168H126ZM139 169H140V167H139ZM138 169V170H139ZM150 169V168H149ZM180 169V168H179ZM183 169V168H182ZM218 169H219V166H218ZM41 170H42V168H41ZM40 170V171H41ZM67 170V169H66ZM74 170V169H73ZM111 171H112V169H110ZM133 170V169H132ZM171 170V169H170ZM240 170H242V168H240ZM1 171H3V170H1ZM39 171V172H40ZM61 171V170H60ZM64 171V170H63ZM84 171V170H83ZM86 171H88V170H86ZM92 171H93V168H92ZM92 171L91 170H89L88 172H86L87 173V175H90L91 173H92ZM173 171V170H172ZM174 171H176V170H174ZM219 171V170H218ZM233 171V170H232ZM73 172V171H72ZM101 172V173H100ZM129 172V171H128ZM185 172V171H184ZM22 173V172H21ZM71 173V172H70ZM125 173H127V172H125ZM172 173V172H171ZM188 173V172H187ZM191 173H192V171H191ZM6 174V173H5ZM29 174V173H28ZM36 174V173H35ZM82 174V173H81ZM99 174V175H98ZM118 174V173H117ZM122 174H124V173H122ZM138 174V173H137ZM189 174V173H188ZM216 174V173H215ZM240 174H241V172H240ZM243 174V173H242ZM26 175V174H25ZM79 175V174H78ZM87 175L85 176V175H81V177H80V179H78V181H77V183L76 184H74V188H73V190L75 191L76 190V188H78L77 189V191L79 192L80 190H79V187H85V186H82V182L84 181V179L86 180V179H88V178H90L89 176L87 177ZM92 175H94V176H96L95 175V173L94 174H92ZM91 175V176H92ZM126 175V174H125ZM139 175V174H138ZM217 175V174H216ZM226 175V174H225ZM74 176V175H73ZM99 176V177H98ZM105 176V177H106ZM131 176V175H130ZM183 176V175H182ZM186 176V175H185ZM220 176V175H219ZM35 177H38V176H36L35 175ZM39 177H41V176H39ZM69 177V176H68ZM75 177V176H74ZM86 177V178H85ZM104 177V179H106ZM115 177H116V175H115ZM221 177V176H220ZM1 178V177H0ZM58 178V177H57ZM67 178V177H66ZM123 178V177H122ZM121 178V176L119 177V179H121V181H123L121 184L120 183H118L117 185H116V179H118V177H116V178H114V181H112L111 179H110V183L112 182V183H114L115 185H116V189L118 188V186H123L125 183L124 182H126V180H125V178L126 177H124L123 179L125 180H123ZM210 178H211V180H212V182H210L211 180H210ZM232 178V177H231ZM104 179H101V180H104ZM132 179V178H131ZM195 179V178H194ZM193 179V180H194ZM226 179V178H225ZM234 179V178H233ZM239 179H240V177H239ZM16 180V179H15ZM52 180V179H51ZM55 180V179H54ZM71 180V179H70ZM99 180V179H98ZM97 180V181H98ZM100 180V181H101ZM210 180V181H209ZM221 180V179H220ZM14 181V180H13ZM36 181V180H35ZM39 181V180H38ZM74 181V180H73ZM91 181H93V180H91ZM90 181V182H91ZM105 181V180H104ZM107 181V180H106ZM105 181V182H106ZM134 181V180H133ZM133 181H130L131 183L133 182ZM183 181V180H182ZM219 181V180H218ZM233 181V180H232ZM18 182V181H17ZM31 182V181H30ZM75 182V181H74ZM95 182V181H94ZM102 182V181H101ZM100 182V183H101ZM128 182V181H127ZM129 182V184H131ZM188 182H189V180H188ZM210 182V183H209ZM217 182V181H216ZM220 182V181H219ZM36 183H38L39 185H40V182H36ZM58 183V182H57ZM60 183V182H59ZM64 183V182H63ZM103 183V182H102ZM124 183V184H123ZM17 184V183H16ZM53 184V183H52ZM67 184V183H66ZM71 184V183H70ZM84 184H86V182L84 183ZM92 184V183H91ZM90 184V185H91ZM106 185L107 183H103V185ZM114 184H111V185H114ZM123 184V185H122ZM24 185V184H23ZM28 186H29V183L27 184ZM37 185V184H36ZM60 185V184H59ZM108 185V184H107ZM110 185V184H109ZM131 185H133V183L131 184ZM16 186V185H15ZM27 186V187H28ZM38 186V185H37ZM54 186V185H53ZM70 186V185H69ZM101 186V185H100ZM99 186V187H100ZM125 186H127V184L125 185ZM205 186V185H204ZM210 186V185H209ZM236 186V185H235ZM26 187V186H25ZM30 187H31V185H30ZM49 187V186H48ZM65 187V186H64ZM67 187V186H66ZM89 187V186H88ZM103 187V186H102ZM105 187V186H104ZM106 187H108V186H106ZM105 187V189H107ZM109 187H111V186H109ZM108 187V188H109ZM114 187V186H113ZM113 187H111V190L109 191L110 193H114L115 194V191H116V189H115V187L113 188ZM214 186L212 185V188H213ZM15 188V187H14ZM21 188V187H20ZM29 188V187H28ZM33 188V187H32ZM31 188V189H32ZM35 188V187H34ZM45 188V187H44ZM59 188H60V186H59ZM71 188H72V186H71ZM115 190H113V189ZM122 188V187H121ZM129 188H131L130 186H129ZM208 188V187H207ZM211 188V187H210ZM30 188L28 189V192H27V190H26V193L25 194H27L28 195V193L30 194V197H29V195L27 196V198L29 199V200H31L30 198H32V194L33 195H35V193H33V192H36V191H33V189L31 190ZM41 189V188H40ZM49 189V188H48ZM48 189H46V191H42L43 193L40 195V194H36L35 196H37L36 198L34 197L33 199H32V202H33V200L35 199L36 200V202L37 201H42V200H44V198H46V195L49 193L48 191L49 190H51V188L48 190ZM65 189V188H64ZM99 189V188H98ZM110 189V188H109ZM108 189V190H109ZM124 189H125V187H124ZM7 190V189H6ZM25 190V189H24ZM30 190V191H29ZM58 190V189H57ZM60 190H61V188H60ZM62 190H63V188H62ZM65 190H67V189H65ZM83 190H85V188L83 189ZM87 190H88V188H87ZM93 190V189H92ZM100 190L102 191V189L100 188ZM99 190V191H100ZM107 190V191H108ZM206 190V189H205ZM208 190V189H207ZM3 191V190H2ZM9 191V190H8ZM70 191H71V189H70ZM73 191V192H74ZM91 191V190H90ZM98 191V190H97ZM114 191V192H113ZM122 191H124L123 189H122ZM54 192V191H53ZM53 192H52V194H53ZM63 192V191H62ZM61 192V193H62ZM66 192V191H65ZM82 192V191H81ZM92 192V191H91ZM104 192V191H103ZM209 192V191H208ZM240 192V191H239ZM85 193L87 194V192L85 191ZM89 193V192H88ZM93 193H96V192H93ZM105 193V192H104ZM121 193V192H120ZM6 194H7V192H6ZM10 194V193H9ZM24 194V193H23ZM55 194H56V192H55ZM72 194V193H71ZM70 194V196H73L72 197V202H70V203H68V204H66V202H65V198L63 199V202H65V203H63V202H61L60 201V198L59 199H52V197H51V199H52V201H50V202H48L46 205V207H47V210H46V212L45 213H43L42 212V214H40V215H38V217L36 218L35 216H36V214H35V219L33 218V220H28V219H25L24 217H21L22 216V214H20V211L18 210V209H20L21 207L23 208V206H24V203H22V201H20V204L18 205V208H17V213H16V215H15V217H12V219H11V217L10 218H8L7 220H8V223L10 224V226H11V229H12V235L10 234V236L11 237H9L10 239L8 240V243H7V245L6 246H4L3 244H1L0 245V260H1V257L2 256H8L9 258H10V256L12 257V258H10L11 260H13V262L11 261L10 262V264H12V263H14L15 264V262L16 261H18V263L16 262V264H32V260H33V258H34V256H32L31 258H30V256L33 254V253H35V254H38L37 252H40V251H42L41 249H43V251H45L46 249H45V247L42 245L43 244V242H42V244H41V246L39 245L38 247H35L36 249H33V251H32V246H34L37 242H36V240H40L41 239V237H42V240L44 241V244L47 242V241H45V240H47L48 238H46V237H49L50 236V230L48 231L47 229L48 228H46L45 226L43 227L42 226V223H46L45 221L50 217V216H52L53 215V213H57V212H59V215L60 214H62V213H64L65 215H62V216H65L66 217V220L68 221V222H70V223H72L71 221H73L74 220V218H75V215H79V214H81V213H79L80 211L79 210H77L78 211V213H75V212H77L76 211V206L77 205H80V204H82L81 205V207L80 206H78V208L80 207V208H82L83 206H84V204L87 206H90L89 205V203L87 204L85 201H87V202H90V200H85L84 201V199L85 198H87L86 197V194L84 195V199H82V201H84V202H82L81 200V203L80 204H78L77 202V200H79L78 198H82V197H80V196H83V192H82V195H80L79 197H78V195L77 194H72L71 195ZM79 194V193H78ZM90 194H92V193H90ZM89 194V195H90ZM98 194V193H97ZM96 194V195H97ZM100 194H102V193H100ZM108 194V193H107ZM54 195V194H53ZM104 195V194H103ZM26 196V195H25ZM60 196V195H59ZM63 196V195H62ZM66 196V195H65ZM98 196H100V195H98ZM107 196H109V195H107ZM112 196V195H111ZM111 196H109V197H111ZM8 197V196H7ZM49 197V198H50ZM57 197V196H56ZM64 197V196H63ZM62 197V198H63ZM67 197V196H66ZM91 197V196H90ZM95 197V194H94V196H92V198H94ZM14 198V197H13ZM25 198V197H24ZM27 198H25V199H23L22 197H21V200L23 199V200H28ZM97 198V197H96ZM99 198V197H98ZM100 198H102V197H100ZM104 198H105V196H104ZM107 198V197H106ZM114 198H115V196H114ZM67 199V198H66ZM108 199V198H107ZM113 199V198H112ZM116 199V198H115ZM117 199H121V198H118L117 197ZM5 200V199H4ZM34 200V201H35ZM47 200H48V198H47ZM46 200V201H47ZM94 200V199H93ZM97 199H95L94 201H92V199H91V202L90 203H92V205H91V207L93 206V204H94V202L96 201ZM105 200V199H104ZM103 199H101V201H102V203L98 200V201H96V204H95V206L94 207H92V208H95V209H91V211L88 209L89 207H87V209L89 210H87V211H82V210H84V207H83V209L81 210V212L83 213H89V212H91L90 214H86L85 215V217H83V220L81 219V222L83 221L85 224L87 223V222H89V223H87V224H90L91 222H93V223H91V224H93V225H95V217H91V214H93V215H95L94 214V212H93V210H97V206H99L100 204L103 206V203L105 202ZM109 200H111L110 198H109ZM119 200H117V202L116 203H120L119 204V206L120 205H122V202H120ZM245 200V199H244ZM8 201H9V199H8ZM119 201V202H118ZM121 201H122V199H121ZM236 201V200H235ZM27 202V201H26ZM45 202V201H44ZM69 202V201H68ZM219 202V201H218ZM28 203V202H27ZM42 203V202H41ZM97 203H98V205H97ZM111 204H112V201L110 202ZM110 203H109V207H110ZM116 203H115V205H116ZM31 204V203H30ZM231 204V203H230ZM97 205V206H96ZM99 206V211H100V209H101V207L102 206ZM118 206V207H119ZM32 207H34V205H32ZM90 207V208H91ZM103 207H106L105 205L103 206ZM109 207H107V209L109 210ZM116 207H117V205H116ZM130 207V206H129ZM21 208V209H22ZM24 208H26V207H24ZM29 208V207H28ZM36 208V207H35ZM128 208V207H127ZM34 209V208H33ZM43 209V208H42ZM106 209V208H105ZM113 209V208H112ZM120 209V208H119ZM23 210V209H22ZM85 210H86V207H85ZM102 211H100L99 213L101 214L102 212H105V214H106V211H104V208L103 209H101ZM115 210V209H114ZM42 211V210H41ZM10 212V211H9ZM29 212V211H28ZM31 212V211H30ZM93 212V213H92ZM99 213H98V215H99ZM111 213V212H110ZM246 213V212H245ZM1 214V213H0ZM24 214V213H23ZM28 214V213H27ZM45 214V215H44ZM49 214H51V215H49ZM58 214V213H57ZM103 214V213H102ZM101 214V215H102ZM112 214V213H111ZM115 214V213H114ZM34 215V214H33ZM83 215V214H82ZM82 215L80 216L81 218H82ZM98 215H96V216H98ZM3 216V215H2ZM7 216V215H6ZM25 216V215H24ZM57 216V215H56ZM87 216V217H86ZM90 216V217H89ZM103 216V215H102ZM105 217H106V215H104ZM25 217H28V216H25ZM53 218H54V216H52ZM65 217H63V218H65ZM79 217V218H80ZM32 218V217H31ZM51 218V217H50ZM78 218V217H77ZM75 219V220H77V222H78V220L79 219ZM88 218V220L89 221H87L86 219ZM89 218H91V219H89ZM99 218V217H98ZM100 218H103V217H100ZM242 218V217H241ZM2 219V218H1ZM60 219V218H59ZM59 219H57V221H59ZM237 219H239V218H237ZM84 220H86V221H84ZM93 220V221H92ZM191 220V219H190ZM197 220V219H196ZM208 220V219H207ZM54 222H56L55 220H53ZM63 221H65V220H63ZM91 221V222H90ZM206 221V220H205ZM243 221H245L244 219H243ZM242 221V222H243ZM4 222V221H3ZM50 223H51V220L49 221ZM48 222V223H49ZM66 222V221H65ZM67 222V223H68ZM81 222H78L77 223V227L76 228H78V226L80 225V226H83L82 228L83 229H81V227H80V230H79V228H78V230L80 231V233L81 234H83L82 232L85 230L86 231V229L88 230V229H90V228H85L86 226H87V224L85 225V224H82ZM97 222H101V221H98V219H97ZM208 222V221H207ZM222 222V221H221ZM236 222V221H235ZM58 223H60V222H58ZM70 223L68 224V225H70ZM103 223V222H102ZM102 223H100V224H102ZM238 223V222H237ZM47 224V223H46ZM53 224V223H52ZM51 224V225H52ZM62 224V223H61ZM64 224H66V223H64ZM73 224H74V222H73ZM91 224L90 225H88L87 227H89V226H91ZM99 224V223H98ZM187 224V223H186ZM219 224V223H218ZM243 224V223H242ZM245 224V223H244ZM54 225V224H53ZM75 225V224H74ZM222 225V224H221ZM34 226H36L35 228H34ZM48 226H50V224H48ZM55 226V225H54ZM62 225H60L59 227H61ZM71 226V225H70ZM73 226V225H72ZM96 226V225H95ZM103 226V225H102ZM106 226V225H105ZM239 226V225H238ZM241 226V225H240ZM245 226V225H244ZM38 227H41L42 228V230H41V232L40 233H38V232H36V229L38 228ZM68 227V226H67ZM92 227V226H91ZM54 228V227H53ZM63 228V227H62ZM62 228H61V230H62ZM66 228V227H65ZM73 228H74V226H73ZM73 228H72V231H73ZM75 228V229H76ZM94 228H97V227H94ZM104 228V227H103ZM240 228V227H239ZM34 229V230H33ZM39 229L40 228H38V231H39ZM52 229V228H51ZM57 229V228H56ZM70 229H71V227H70ZM91 229H93V228H91ZM99 229V228H98ZM106 229V228H105ZM205 229V228H204ZM208 229V228H207ZM213 229V228H212ZM223 229V228H222ZM241 229V228H240ZM243 229H244V227H243ZM48 232H47V231ZM83 230V231H82ZM95 230V229H94ZM94 230H92V231H94ZM57 231H59V229L57 230ZM96 231H97V229H96ZM109 231V230H108ZM61 232H63V231H61ZM66 232V231H65ZM77 232V230L74 232L73 231V233H75L76 235H74L73 234V243L77 246V242H80V240L81 241H84L83 239L85 238L84 237V234L83 235H79V237L80 236H83V238L82 239H80L78 236H77V234L78 233H76ZM88 232H90V231H88ZM52 233H53V229H52ZM56 233V232H55ZM222 233V232H221ZM234 233V232H233ZM47 234V235H46ZM59 234V233H58ZM61 234V233H60ZM86 234H88V233H86ZM96 234V233H95ZM45 235H46V237H45ZM53 235H55V234H53ZM64 235V234H63ZM90 235V238H91V236H93L94 234H89ZM104 235V234H103ZM217 235V234H216ZM61 237H62V235H60ZM66 236V235H65ZM68 236V235H67ZM75 236H77V238L78 239H80L79 241H77V242H75L76 241V237ZM70 237H72V234L70 235ZM94 237V239H97V236H96V238H95V236H93ZM109 237V236H108ZM17 238H18V240L19 241H16L17 240ZM57 238V237H56ZM65 238H67V237H65ZM69 238V237H68ZM76 238V239H75ZM4 239V238H3ZM6 239V238H5ZM59 239V238H58ZM62 239H64V238H62ZM77 239V240H78ZM7 240V239H6ZM10 240H11V242L12 243H10ZM59 240H61V239H59ZM75 240V241H74ZM90 240H92V242H93V239H90ZM99 240V239H98ZM232 240V239H231ZM63 241V240H62ZM72 240H70V242H71ZM239 241V240H238ZM241 241V242H242ZM85 243H86V241H84ZM95 242V241H94ZM3 243V242H2ZM35 243V244H34ZM83 243V242H82ZM90 243V242H89ZM34 244V245H33ZM38 244H40V243H38ZM47 244V243H46ZM58 244H60V243H58ZM62 244V243H61ZM68 244V243H67ZM234 244V243H233ZM73 245V244H72ZM81 245V247L82 246H86L84 243L83 244H81V242L79 243V246ZM91 245H92V243H91ZM35 246H37V244L35 245ZM51 246H52V244H51ZM68 246V245H67ZM233 246V245H232ZM69 247V246H68ZM70 247H72V246H70ZM80 247V248H81ZM90 247V246H89ZM258 247V248H259ZM49 248V247H48ZM51 248V247H50ZM62 247H60V249H61ZM65 247H63V249H64ZM73 248L75 249V247H72V250H73ZM79 248V247H78ZM59 248H58V251L60 250ZM77 249V248H76ZM81 249H83V248H81ZM81 249H79V251L81 250ZM90 249V248H89ZM50 250V249H49ZM62 250V249H61ZM60 250V251H61ZM65 250V249H64ZM68 250V249H67ZM234 250V249H233ZM42 251V253H44ZM50 251H52V250H50ZM54 251V250H53ZM52 251V252H53ZM74 251V250H73ZM78 251V252H79ZM260 251V250H259ZM55 252H56V250H55ZM82 252V251H81ZM249 252V253H250ZM257 252V251H256ZM262 252V251H261ZM50 253V252H49ZM48 253V254H49ZM54 253V252H53ZM58 253V252H57ZM59 253H61V252H59ZM66 253V252H65ZM70 253V252H69ZM74 253L75 252H73V257H74ZM248 253V254H249ZM1 254H2V256H1ZM16 254V255H15ZM30 254V255H29ZM154 254V253H153ZM171 254V253H170ZM169 254V255H170ZM263 254V253H262ZM34 255V254H33ZM39 255V254H38ZM57 255V254H56ZM62 255V254H61ZM60 254H58V256L59 257H57V258H61L60 256H61ZM69 255V254H68ZM168 255V254H167ZM252 255V254H251ZM257 255V254H256ZM14 256H17L16 258H19V259H15L14 258ZM40 256H41V254H40ZM39 256V257H40ZM47 256V255H46ZM70 256H71V253H70ZM49 255H48V258H47V261L48 260H50L49 259ZM65 258V257H67V256H62V258ZM73 257H71V258H73ZM79 257V256H78ZM78 257H74L75 259H77ZM255 257V256H254ZM16 260H14V259ZM37 258V257H36ZM69 257H67V259H68ZM30 259V260H29ZM43 259V258H42ZM150 259V258H149ZM170 259V258H169ZM54 260H56V258L55 259H53V261ZM68 260H70V258L68 259ZM72 260H74V259H72ZM72 260H71V262H72ZM78 260V259H77ZM76 260V261H77ZM159 260V259H158ZM234 260V259H233ZM256 260H257V258H256ZM263 260V259H262ZM3 261V262H2ZM58 261V260H57ZM62 260H60L59 261V263L61 262ZM64 261V260H63ZM75 261V260H74ZM156 261V260H155ZM245 262H246V260H244ZM2 262V263H1ZM55 262V261H54ZM147 262V261H146ZM169 262V261H168ZM243 262V261H242ZM241 262V263H242ZM264 262V261H263ZM38 263V262H37ZM43 263V262H42ZM47 263V262H46ZM48 263H51V264H53L52 262H48ZM58 263V262H57ZM56 263V264H57ZM58 263V264H59ZM68 263V262H67ZM148 263H150V261H148ZM154 263V262H153ZM234 263H236V262H234ZM237 263H239V262H237ZM0 264H9V261H6L5 262V260H1L0 261ZM44 264V263H43ZM144 264V263H143ZM158 264V263H157ZM182 264V263H181ZM253 264V263H252Z\"/></svg>",
	"mask_w": 264,
	"mask_h": 264
}]
</instances>
